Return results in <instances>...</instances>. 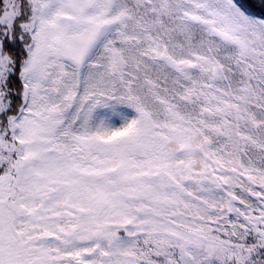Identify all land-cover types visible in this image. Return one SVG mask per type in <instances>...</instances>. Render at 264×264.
Segmentation results:
<instances>
[{
    "label": "snow or ice",
    "instance_id": "obj_1",
    "mask_svg": "<svg viewBox=\"0 0 264 264\" xmlns=\"http://www.w3.org/2000/svg\"><path fill=\"white\" fill-rule=\"evenodd\" d=\"M0 264H264V0H0Z\"/></svg>",
    "mask_w": 264,
    "mask_h": 264
}]
</instances>
